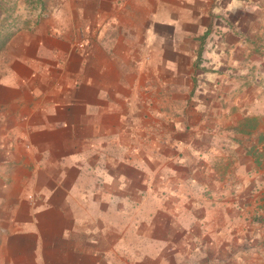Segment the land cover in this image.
I'll return each mask as SVG.
<instances>
[{
	"label": "crops",
	"instance_id": "1",
	"mask_svg": "<svg viewBox=\"0 0 264 264\" xmlns=\"http://www.w3.org/2000/svg\"><path fill=\"white\" fill-rule=\"evenodd\" d=\"M28 1L0 264H264V0Z\"/></svg>",
	"mask_w": 264,
	"mask_h": 264
},
{
	"label": "rangeland",
	"instance_id": "2",
	"mask_svg": "<svg viewBox=\"0 0 264 264\" xmlns=\"http://www.w3.org/2000/svg\"><path fill=\"white\" fill-rule=\"evenodd\" d=\"M49 2L50 0H44ZM36 5L34 6L28 0H0V28L5 27L13 28L17 25L16 21L21 20L25 16V12H34ZM10 31H0V38L4 37L6 33Z\"/></svg>",
	"mask_w": 264,
	"mask_h": 264
},
{
	"label": "trees",
	"instance_id": "3",
	"mask_svg": "<svg viewBox=\"0 0 264 264\" xmlns=\"http://www.w3.org/2000/svg\"><path fill=\"white\" fill-rule=\"evenodd\" d=\"M13 36V32H9V33H6L4 37L0 38V40L2 41L1 45H4L6 44V42Z\"/></svg>",
	"mask_w": 264,
	"mask_h": 264
},
{
	"label": "built area",
	"instance_id": "4",
	"mask_svg": "<svg viewBox=\"0 0 264 264\" xmlns=\"http://www.w3.org/2000/svg\"><path fill=\"white\" fill-rule=\"evenodd\" d=\"M213 39H214L213 40V45L222 41V37H217L216 39L215 38H213Z\"/></svg>",
	"mask_w": 264,
	"mask_h": 264
}]
</instances>
